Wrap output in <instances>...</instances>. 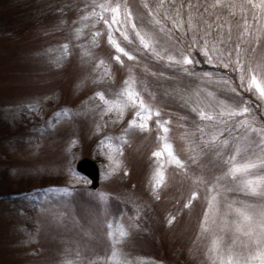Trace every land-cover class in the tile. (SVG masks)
Instances as JSON below:
<instances>
[{
	"label": "rangeland",
	"instance_id": "374dc122",
	"mask_svg": "<svg viewBox=\"0 0 264 264\" xmlns=\"http://www.w3.org/2000/svg\"><path fill=\"white\" fill-rule=\"evenodd\" d=\"M259 2L0 0V264H111L114 251L126 264H222L255 254L264 96L248 80L264 86ZM189 53L204 63H175ZM129 86L150 117L137 118L139 101L125 106ZM86 155L99 166L97 189L75 168ZM246 164L256 167L229 174Z\"/></svg>",
	"mask_w": 264,
	"mask_h": 264
},
{
	"label": "snow or ice",
	"instance_id": "6c2138e0",
	"mask_svg": "<svg viewBox=\"0 0 264 264\" xmlns=\"http://www.w3.org/2000/svg\"><path fill=\"white\" fill-rule=\"evenodd\" d=\"M249 2H250V0H249ZM101 7H103V6H101ZM253 7L264 9V0H260L259 4L253 5ZM119 9H120V6L117 4L115 7H111L110 11L113 14H116V13L119 12ZM128 15L130 16L131 14L129 13ZM113 21H115V15L113 16ZM104 23L108 24L109 22L107 20H105ZM133 27H135V26L133 25ZM95 35L98 36V35H100V33L97 32V33H95ZM136 35L139 37L140 42L144 45V47L147 48L149 45L145 41L144 37L141 36L139 32H137ZM108 39H109V42L116 47L117 52L123 53L125 56L128 57V59H133V57L131 55H129L128 52H125L124 49L120 47V45L116 42V40L111 35H109ZM125 39H127L126 36H125ZM189 47L191 48L192 46L190 45ZM204 55L205 56L208 55L207 51H204ZM115 59L119 60L120 57L117 55L115 57ZM168 59L169 60H173V57L169 56ZM193 62H194V57H191L190 53L187 54V55H183L182 59L175 61V63L183 64V65L193 64ZM196 62L198 63V61H196ZM101 63H103V62H101ZM236 65H237V68L239 69V71L241 72L240 79H241V83L243 84V82H244V75H243L244 68H243V66L240 65L239 61H236ZM224 66L227 67L228 65L225 64ZM125 83L128 84V81H126ZM248 87H249V89H251L252 87H255L256 91H258L261 96H264V86H261V83L258 82L256 75H251L250 79L248 80ZM98 95H99L101 100L105 99L102 93H99ZM121 96L127 98L124 101L125 106L127 104H129V103L135 106L137 104V101H139V105L138 106L141 109V111H137V113H136L137 118H139L140 120H144L146 117H150L151 116V114H152L151 110L144 105L143 100L139 98V94L138 93H134L130 86L128 88H126L121 93ZM105 103L109 104V110H112L113 107H119L120 106V101L119 100H117L114 104L113 103H109L108 101L105 100ZM120 110L122 112L123 108L121 107ZM247 111H248V109L244 108L243 112L241 114L246 113ZM156 115H159V112H157ZM201 116H202V118H204L203 117V113H201ZM130 125L132 127L139 128L140 130H147L146 124L137 123V120L131 121ZM163 131L165 133H167L168 132V128L167 127H163ZM164 149L168 150L167 151L168 157L172 161H174L176 165L181 166V167L183 166L181 161L170 150L171 149V145L170 144L165 143L164 144ZM153 155L155 157L159 158V157H161L163 155V152L157 151V152H154ZM253 167H256V165L255 164H246L243 167H234V168L230 169L229 174L234 177L235 174L240 173V172H245L248 169L253 168ZM157 176H159L160 179L156 180L155 186L159 187L161 185L162 179H163L159 168L157 169ZM248 183L250 185V190L252 192H256L257 189L254 186V182L253 181H249ZM194 198H195V194H193V199ZM188 206H190V205H187V204L185 205V207H188ZM210 207H211V205H210ZM241 215L243 216L244 221L248 223V226H249V229H250L245 234L246 235H254V232L251 231L252 223H253L252 222V217L248 216L247 214H243V213ZM172 219L174 220L175 217H173ZM206 222H207V214L205 216V223ZM170 223H171V221H170ZM258 227L260 229V233L253 241V243L257 246L255 254L254 255H250L248 259L243 260V261H236L234 259V257L231 254H229L227 256V258L222 261V264H252V262L256 261V260L259 261V264H264V247L261 246V245H264V213H261V219H260V223H259ZM110 235L115 237L114 233H110ZM126 235H127V233L123 230V228H121V230L119 232V237L123 238ZM219 245H220L219 240H214L213 241V249L214 250L218 249ZM111 264H126V262L121 261L119 259V254L114 251L113 254H112V257H111Z\"/></svg>",
	"mask_w": 264,
	"mask_h": 264
},
{
	"label": "water",
	"instance_id": "95a60500",
	"mask_svg": "<svg viewBox=\"0 0 264 264\" xmlns=\"http://www.w3.org/2000/svg\"><path fill=\"white\" fill-rule=\"evenodd\" d=\"M76 168L90 178V186L97 187L99 184V168L96 161L88 156H83L76 162Z\"/></svg>",
	"mask_w": 264,
	"mask_h": 264
}]
</instances>
